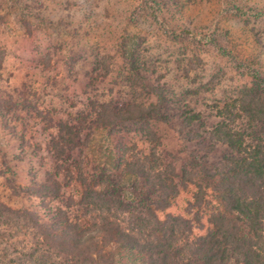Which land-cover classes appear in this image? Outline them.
<instances>
[{"label": "rangeland", "instance_id": "obj_1", "mask_svg": "<svg viewBox=\"0 0 264 264\" xmlns=\"http://www.w3.org/2000/svg\"><path fill=\"white\" fill-rule=\"evenodd\" d=\"M257 79L264 80V0H0V201L53 224L67 200L42 186L55 168L49 146L61 144L59 131L66 136L63 123L87 128L88 147L67 153L60 170L63 185L75 175L84 187L108 152L115 159L125 148L138 159L153 146L140 128L114 136L88 130L103 104L149 106L163 94L171 114L188 104L206 112L217 102L234 107ZM174 122L158 123L170 152L182 149V124ZM218 148L214 162L225 153ZM121 183L130 190L134 182ZM192 193L183 191L161 217L194 219Z\"/></svg>", "mask_w": 264, "mask_h": 264}, {"label": "trees", "instance_id": "obj_2", "mask_svg": "<svg viewBox=\"0 0 264 264\" xmlns=\"http://www.w3.org/2000/svg\"><path fill=\"white\" fill-rule=\"evenodd\" d=\"M259 81L244 87L234 107L217 102L202 112L188 104L180 116L169 112L171 100L163 94L149 106L103 104L99 124L95 120L88 130L114 136L115 130L140 128L153 146L140 150L138 159L125 148L115 159L108 152L105 165L94 171L97 179L84 187L73 182L75 175L63 185L60 170L67 153L88 147L82 140L87 128L59 123L66 136L58 130L61 144L49 146L56 162L42 189L67 200V211L49 225L0 201V264H264V80ZM159 87L164 93L166 87ZM174 121L182 124V149L170 152L158 123ZM218 146L225 153L214 162ZM113 159L116 166H107ZM125 178L134 182L130 190L121 183ZM188 189L195 218L161 217Z\"/></svg>", "mask_w": 264, "mask_h": 264}]
</instances>
